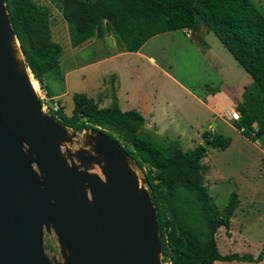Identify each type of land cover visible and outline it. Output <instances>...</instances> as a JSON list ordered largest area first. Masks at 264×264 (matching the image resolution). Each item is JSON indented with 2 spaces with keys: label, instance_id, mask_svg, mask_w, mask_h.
I'll use <instances>...</instances> for the list:
<instances>
[{
  "label": "trees",
  "instance_id": "obj_1",
  "mask_svg": "<svg viewBox=\"0 0 264 264\" xmlns=\"http://www.w3.org/2000/svg\"><path fill=\"white\" fill-rule=\"evenodd\" d=\"M3 2L26 68L42 85L44 74L57 68L61 55L60 46L50 38L48 9L33 0ZM61 17L72 48L109 33L127 53L138 52L156 35L184 30L191 34L203 24L252 81L244 92L254 106L247 110L237 105L239 119L233 127L251 142L264 134V16L249 0H61ZM111 101V107L98 108L92 99L74 93L72 115L66 117L61 110L56 115L60 123L75 131L95 129L110 137L143 171L156 210L161 263L259 264L261 252L255 258L237 253L221 255L215 242L219 228L229 236L238 203L235 192L229 194L219 212L212 203L203 183L204 146L224 151L230 139L211 134L190 151L163 154L137 135L143 125L141 115L135 110L120 111L113 92Z\"/></svg>",
  "mask_w": 264,
  "mask_h": 264
},
{
  "label": "water",
  "instance_id": "obj_2",
  "mask_svg": "<svg viewBox=\"0 0 264 264\" xmlns=\"http://www.w3.org/2000/svg\"><path fill=\"white\" fill-rule=\"evenodd\" d=\"M147 186L120 144L41 109L0 0V264H162Z\"/></svg>",
  "mask_w": 264,
  "mask_h": 264
},
{
  "label": "rangeland",
  "instance_id": "obj_3",
  "mask_svg": "<svg viewBox=\"0 0 264 264\" xmlns=\"http://www.w3.org/2000/svg\"><path fill=\"white\" fill-rule=\"evenodd\" d=\"M33 1L48 9L50 38L61 48L59 75L45 74L42 83L44 82L48 97L58 101L66 117H70L73 113L71 96L74 93H82L92 98L102 96L111 99L109 86L111 82L107 80L105 72L112 73L116 66L126 70L129 81H134L140 92L153 95L160 91L165 97L171 98L168 105L173 106L175 114L179 115L176 117L178 126H182L184 120L188 123H191L190 119L196 120L192 121L190 128L191 132L199 134V137L193 140V143L195 142L193 148L198 142L203 144V137L210 138L211 134H219L230 139L231 144L229 143V150L226 151L205 148V145V158L202 160L203 183L208 187L207 192L218 212L226 205L231 192L236 193L238 203L231 218L229 236L224 234L223 228H219L215 234L216 246L221 255L237 253L248 254L255 258L261 252L263 260L259 264H264V134L254 142H247L244 148L243 143L247 139L236 135L240 132L233 127V123L239 119L235 107L242 105L247 110L252 108L254 106L252 98L244 92L240 96L242 99L235 101L233 120L229 119L230 113L221 119H212L211 115L203 113V109V112H198L196 118L190 110L193 106H189L186 102L185 94L171 86L167 79V75L171 76L198 97H204L217 90L221 75L228 84L243 85L247 79L250 81L248 75L236 64L216 37L209 32L202 38L211 46L208 59L204 58V52L195 46L197 43L199 46L202 45L200 36L206 31L203 24H199L197 32H191L188 38L182 31L156 35L146 41L136 53H126L120 47L110 48L106 42L96 43V39L83 42L73 49L69 43L66 24L61 17V0ZM249 1L264 16V0ZM195 33L198 35L194 36ZM105 37L114 39L116 44L112 34L107 33ZM191 39H197V43L192 42ZM200 48L204 50L203 46ZM117 54L120 55L116 58ZM148 59L155 62L153 66L157 69L151 66ZM218 67H221L222 71H219ZM246 97L249 101H245ZM53 116L58 120L56 114ZM252 127L257 128L255 123ZM208 129L214 133L207 131ZM141 134L144 137V134ZM162 139V137H151L150 141L157 146L169 143L170 139L165 142H162ZM192 147L181 150L190 151ZM220 176L222 179L219 178ZM44 248L47 254L56 255L57 246L53 236H45Z\"/></svg>",
  "mask_w": 264,
  "mask_h": 264
},
{
  "label": "crops",
  "instance_id": "obj_4",
  "mask_svg": "<svg viewBox=\"0 0 264 264\" xmlns=\"http://www.w3.org/2000/svg\"><path fill=\"white\" fill-rule=\"evenodd\" d=\"M208 33L209 32L204 31L200 36V40L202 41V45L200 46L201 47L203 46L204 50H202L200 46L198 45L197 39H191L192 42L197 43L195 46L204 52L203 56L204 58L207 57V59L211 54L210 52L211 46L206 44L202 38L204 37V35H207ZM196 35L198 34L195 33L194 36ZM188 37H190V35H187V38ZM88 40L93 41L95 39L91 38ZM96 40H97L96 43H98V41L105 43L106 37L96 39ZM110 40L112 41V44L114 46L113 49H117L118 46L117 44H115L114 39L110 38ZM80 45H82V43ZM119 55L120 54H117L115 55V57L117 58ZM148 61L153 68L157 69L156 66H153L155 65L154 64L155 62L152 59H148ZM59 63H58L57 68L54 69V71L46 73V75L47 74L59 75V70H58ZM218 70L222 71V68L218 67ZM105 74L107 75V78H108L107 80L111 82L109 86L111 87V92L114 93V96L117 101V106L120 109V111L124 112V111H129V110H135L143 118V125L141 126V128L139 129L137 133V135L139 134L138 136L140 138L146 139L155 148L160 150L163 154H166V153L169 154L175 150L182 151L181 148H186V147L190 148L193 146V144H195V142L193 143V140L194 138L199 137V134L198 133L194 134L193 132H191L190 128H192L191 124L195 122L196 120L190 119L191 123H188L186 120H184L183 125L178 126L176 117H179V115L175 114V110L173 106L168 105V103L171 101V98L165 97L164 95L160 93V91L155 92L153 95L152 94L147 95L143 92H140V90L138 89V85L134 83V81H129L130 79L128 77L129 74L126 73V70L122 69L121 67L115 66L112 70V73L105 72ZM114 77H116V79ZM111 79L114 80L113 83ZM167 79L171 83L170 84L171 86L181 90L185 94V96L187 97L186 98L187 104L189 106H193V109L187 108L193 112L192 113L193 116L197 118L198 112L200 111L203 112L202 111L203 109L204 110L203 113L207 115H211L212 119H221L223 116H227L228 113L231 114V112L234 111L233 107H235V101L238 102L240 101V99H242V97L240 96L242 95V93H244V89L251 84L250 77H249L250 81L247 79V81L243 85L242 84L235 85L232 83L228 84L226 82V79L221 75L220 86L218 87L217 90L206 94L204 97H198L196 95L191 94L190 91L185 89L179 82H177L171 76L167 75ZM86 97L92 99L94 103L98 106V108H102L104 105H107V106L103 108H109L112 105V101L110 97L109 98L102 97V96H96V97L93 96V98L91 96H86ZM187 99H190V100L187 101ZM102 100L103 102H101ZM176 110L178 112L179 107ZM222 125H225V124L222 123ZM207 131H211L212 133H214L211 129H208ZM141 133L144 134V137L141 136L142 135ZM236 135L240 136L241 134L236 133ZM151 137H162L163 138L162 142L168 141L169 139L170 140H169V143H167V145L157 146V145H154L150 141ZM241 138H242V135H241ZM247 142H250V141L248 139L244 140V143H243L244 148L246 147ZM198 145H200V142H198ZM229 146L224 151H226L227 149L229 150ZM219 178L222 179L221 176Z\"/></svg>",
  "mask_w": 264,
  "mask_h": 264
},
{
  "label": "built area",
  "instance_id": "obj_5",
  "mask_svg": "<svg viewBox=\"0 0 264 264\" xmlns=\"http://www.w3.org/2000/svg\"><path fill=\"white\" fill-rule=\"evenodd\" d=\"M183 32L186 33L187 35H189L190 33L189 30L186 31L184 30ZM35 93L37 95L40 107L43 111L52 114L58 113L60 109L59 104L54 99L49 98L47 96L46 91L43 87L36 84Z\"/></svg>",
  "mask_w": 264,
  "mask_h": 264
},
{
  "label": "clouds",
  "instance_id": "obj_6",
  "mask_svg": "<svg viewBox=\"0 0 264 264\" xmlns=\"http://www.w3.org/2000/svg\"><path fill=\"white\" fill-rule=\"evenodd\" d=\"M28 75H29V77L30 78H32V75L29 73V71H28ZM32 80L33 81H35V84H38L39 86H42L44 89H45V87H44V85H43V83H42V85H40L39 83H37L36 82V80H34L33 78H32ZM45 91H46V89H45ZM46 94H47V91H46ZM47 96H48V94H47ZM57 103H58V101L57 100H55ZM59 104V103H58ZM60 106V105H59ZM61 110V106H60V109H59V111ZM58 111V112H59ZM61 112H63L62 110H61ZM49 115H51V116H53V114L52 113H48ZM57 114V113H56ZM64 114V113H63ZM54 117V116H53ZM234 117H235V112L234 111H232L231 112V114L229 115V119L230 120H233L234 119ZM55 118V117H54ZM56 119V118H55Z\"/></svg>",
  "mask_w": 264,
  "mask_h": 264
},
{
  "label": "bare ground",
  "instance_id": "obj_7",
  "mask_svg": "<svg viewBox=\"0 0 264 264\" xmlns=\"http://www.w3.org/2000/svg\"><path fill=\"white\" fill-rule=\"evenodd\" d=\"M30 81H31V86H32V87L34 88V90H35V88H36L35 81H33L32 78H30Z\"/></svg>",
  "mask_w": 264,
  "mask_h": 264
}]
</instances>
